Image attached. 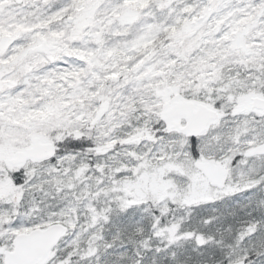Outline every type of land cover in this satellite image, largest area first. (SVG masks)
<instances>
[{
	"label": "snow or ice",
	"instance_id": "1",
	"mask_svg": "<svg viewBox=\"0 0 264 264\" xmlns=\"http://www.w3.org/2000/svg\"><path fill=\"white\" fill-rule=\"evenodd\" d=\"M0 264H264V0H0Z\"/></svg>",
	"mask_w": 264,
	"mask_h": 264
}]
</instances>
